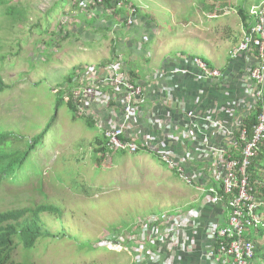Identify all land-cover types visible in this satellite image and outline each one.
I'll return each instance as SVG.
<instances>
[{
    "label": "crops",
    "instance_id": "obj_1",
    "mask_svg": "<svg viewBox=\"0 0 264 264\" xmlns=\"http://www.w3.org/2000/svg\"><path fill=\"white\" fill-rule=\"evenodd\" d=\"M261 2L264 0H129L125 6L115 7L112 11V6H103L95 0H52L51 11L46 14L47 28L43 23L36 25L42 32H49L59 45L67 42L74 46L75 52L65 57L64 66L54 67L63 68L64 80L53 91L56 95L59 90L64 92L63 101L73 113V120L80 119L96 131L97 135L86 138L87 143L94 142V151L104 147L108 155L102 153L109 157L112 150L107 147L105 129L127 123L128 135L134 136L140 147L138 153L155 155L163 150L169 151L187 167L190 175H194L196 169L200 171V175H194L195 182L205 191L189 186L192 194L186 205L169 210L188 218L187 227L179 231L177 237L182 248L175 252V264H215L207 256L215 243L206 229L211 223L224 226L229 208L226 201H204L208 189L221 190L222 186L220 180L207 175L209 170L222 168L221 160L216 161L209 151L221 149L235 157L241 154V147L236 145L237 128L250 123L255 112L253 82L245 69L257 60L254 52L234 59L231 51L252 26L251 6ZM132 7L136 9L132 15L134 24L128 25L125 21L131 16ZM227 7L235 8L236 12L227 14ZM237 7L247 9L246 23ZM65 9H74L75 15L70 17V22L63 17ZM120 9L122 11L118 13ZM50 25L53 30L48 31ZM211 33L214 40H211ZM192 42L199 43L208 57L187 52L186 44ZM177 43L184 48H173ZM223 46L228 49L226 60H220L216 55ZM36 51L44 54V61L52 55V50L47 53ZM193 57H201L211 67L220 70L223 73L221 80L204 77L193 63ZM114 61L126 65L129 78L143 88L136 112L128 122L118 99L106 107L91 97L75 94L85 85L80 69L89 67L96 70ZM98 72L101 73L100 78L104 76L102 69ZM103 89L112 92L107 84ZM113 154L122 153L114 151ZM259 155L258 166L252 173L256 184V193H253L263 199L264 144ZM194 209L199 211L195 219L190 212ZM161 212L146 213L138 220L117 228L126 227L132 234L140 229L150 232L148 218ZM262 212L264 214V209ZM159 228L166 235L171 232L165 224H160ZM247 236L260 245L264 226L258 231L250 230ZM143 242L147 243V240L138 235L136 243L141 245ZM124 252L130 256V264H160L140 261L135 251ZM168 256V253H163L161 260Z\"/></svg>",
    "mask_w": 264,
    "mask_h": 264
},
{
    "label": "rangeland",
    "instance_id": "obj_2",
    "mask_svg": "<svg viewBox=\"0 0 264 264\" xmlns=\"http://www.w3.org/2000/svg\"><path fill=\"white\" fill-rule=\"evenodd\" d=\"M51 4L52 0H0V53L8 54L2 73L10 86L0 94V130L21 133L30 139L42 133L51 121L42 143L0 183V211L43 202L62 207L64 223L73 236L38 242L37 250L31 254L32 264H130L124 249L107 245L110 241L123 246L131 233L126 227H117L152 211L182 208L192 194L191 186L179 180L154 154L111 153L107 157L108 154L96 153L94 142L87 143L86 139L97 135L96 131L80 119L73 120L66 104L57 110L53 90L64 75L63 68H55L64 66L65 57L75 49L67 42L59 45L49 32L36 26L43 23L47 28L46 14L50 13ZM9 6L14 8L11 19L5 15ZM228 8L231 11L227 14L236 12L235 8ZM72 15L74 9H65L64 19L70 22ZM51 30L50 25L48 31ZM173 48L184 46L177 43ZM36 49L43 53L52 50V55L44 61V54ZM185 50L208 57L199 43H187ZM216 55L226 60L228 49L220 47ZM52 117L55 118L51 120ZM26 138H18L15 143L25 147ZM236 145L241 147L240 143ZM209 154L216 161H238L242 159V147L237 157L221 149H212ZM216 174L209 170L207 175ZM194 175H200V171L196 169ZM45 213L46 226L54 233L60 232L62 220ZM86 242L93 247L86 246ZM260 242L264 243V236ZM20 249L17 245L13 253L17 262L23 261Z\"/></svg>",
    "mask_w": 264,
    "mask_h": 264
},
{
    "label": "built area",
    "instance_id": "obj_3",
    "mask_svg": "<svg viewBox=\"0 0 264 264\" xmlns=\"http://www.w3.org/2000/svg\"><path fill=\"white\" fill-rule=\"evenodd\" d=\"M95 1L101 4L107 0ZM112 1H115L112 5V11H115V7L121 8L127 2L129 3V0ZM135 10L134 7L130 9L131 16L128 17L126 24H134L132 15L135 14ZM226 10L230 12L231 8L227 7ZM250 15L252 26L244 33L242 42L233 50L231 57L236 59L244 53L254 52L256 54V63L248 65L245 71L253 82L252 90L255 98L253 107L258 111V114L251 137L248 136L243 125L237 128V144L245 143L242 146V159L233 162L220 159L222 168L214 170L217 173L214 176L215 179L221 181V190L211 188L208 189L209 193L205 192L204 201L208 203L226 201L229 208L228 219L224 226L211 223L206 229L207 234L213 238L215 243L207 256L213 259L215 264H249L256 253L257 242L254 239H249L247 234L250 230L258 231L261 226H264V214L262 212L264 198L257 197L251 191L249 175V167L253 163L254 157L260 154L264 144V2L253 6ZM192 61L202 71L204 77H213L217 81L223 77V73L211 67L207 60L201 57H193ZM100 69L104 71V76L101 78L99 77L101 73L98 72ZM80 70V76L83 75L85 85L81 89H77L76 96L91 97L93 101L106 107L111 106L113 101L118 99L124 109L125 120L128 122L133 118L143 88L129 78L126 65H122L120 61H114L108 65H102L96 70L89 69V67ZM105 84L109 86L111 93L103 89ZM126 125L127 123L121 126L113 125L105 129L107 147L112 151L138 153L140 147L135 137L128 135ZM158 154L161 160L172 171H175L188 186L200 187L195 182V176L187 172V167L176 159L172 152L163 150ZM199 190L205 191L202 187ZM173 212L175 211L151 215L147 220L150 225V232L140 229L136 234H127L125 242L122 243L123 246L118 247L110 241L107 245L110 248L135 251L140 261L175 264V252L182 248V243L178 241L177 237L179 231L182 232L187 227L186 219L188 218L184 214ZM190 212L193 219L199 215V211L196 209ZM160 224L167 226V229L171 231L168 232L169 235L160 231ZM138 235L145 241L147 240V243L143 242V244L138 245L136 243ZM163 253H168L169 256L161 260Z\"/></svg>",
    "mask_w": 264,
    "mask_h": 264
},
{
    "label": "trees",
    "instance_id": "obj_4",
    "mask_svg": "<svg viewBox=\"0 0 264 264\" xmlns=\"http://www.w3.org/2000/svg\"><path fill=\"white\" fill-rule=\"evenodd\" d=\"M115 1L107 0L102 3L103 6H112ZM14 8L13 6H9L5 9V15L11 19V15L13 14ZM122 9L118 11L120 13ZM241 13L242 19L244 23L248 20L247 9L245 7H241L239 9ZM19 20V19H17ZM12 21V20H11ZM126 22V21H125ZM13 23V22H12ZM14 26V25H12ZM8 54L0 53V94L7 88H9V84H7L4 80V75L2 73L3 68L6 67L5 59ZM11 66V65H10ZM60 92V93H59ZM62 92V93H61ZM64 92L59 90L56 95V107L59 109L60 105L64 103L63 97ZM258 111L255 110L252 118L250 119V123L245 125L248 136L251 137L253 133V127L257 121ZM56 117V115H55ZM55 117H52L53 120ZM51 126V121L44 128L42 133L35 135L34 137L27 139L25 135L21 133H16L14 131H2L0 130V183L5 182V178L7 179L13 172L16 166H20L22 162L29 157L32 150L36 149L38 145H40L48 133V130ZM18 138H26L25 147H23L20 142L15 143ZM22 142V141H21ZM241 147L245 145V143L240 142ZM96 153L106 152L103 148L95 149ZM102 153V154H104ZM111 153H114L112 151ZM125 154V152H121ZM107 154V153H105ZM21 155V156H20ZM156 156L159 157L158 153H155ZM260 156V155H258ZM102 160V159H101ZM101 160H96V163L100 164ZM163 164H165L162 161ZM258 166V158L253 160V163L249 167V175L251 177L250 187L251 191H254L256 184H254V180L252 179V173L256 170ZM175 175L178 177V174L174 171ZM180 179V178H179ZM257 194H259L257 192ZM53 215L56 218L62 220V229L60 232L54 233L47 226L45 221L43 220V215L46 214ZM62 207L50 202H43L40 204H36L34 206H25L14 209H8L6 211H0V264H32L31 254L37 250L38 245L43 241L47 240V238L52 239H65L66 237L71 238L73 235L69 233L68 225L64 223L63 215H62ZM67 234V235H66ZM39 242V244H38ZM97 242V241H96ZM100 243V242H99ZM86 246L93 247L89 242L85 243ZM17 245L21 246L19 250V256L22 257V262H17L13 258V253L17 248ZM252 264H264V243L258 245L254 258L250 261Z\"/></svg>",
    "mask_w": 264,
    "mask_h": 264
},
{
    "label": "bare ground",
    "instance_id": "obj_5",
    "mask_svg": "<svg viewBox=\"0 0 264 264\" xmlns=\"http://www.w3.org/2000/svg\"><path fill=\"white\" fill-rule=\"evenodd\" d=\"M227 216V215H226ZM220 219V218H219Z\"/></svg>",
    "mask_w": 264,
    "mask_h": 264
}]
</instances>
